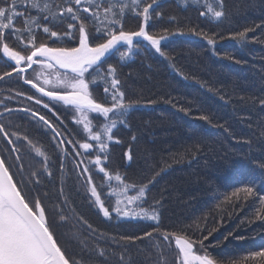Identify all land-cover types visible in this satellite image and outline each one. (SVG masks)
Instances as JSON below:
<instances>
[{
    "label": "trees",
    "instance_id": "16d2710c",
    "mask_svg": "<svg viewBox=\"0 0 264 264\" xmlns=\"http://www.w3.org/2000/svg\"><path fill=\"white\" fill-rule=\"evenodd\" d=\"M142 27L158 50L137 41L86 72L105 110L93 139L21 74L2 80L0 113L43 117L67 156L45 124L9 113L0 158L69 264H183L180 245L264 264V0H0V77L2 46L25 59ZM35 66L25 81L63 74Z\"/></svg>",
    "mask_w": 264,
    "mask_h": 264
},
{
    "label": "water",
    "instance_id": "95a60500",
    "mask_svg": "<svg viewBox=\"0 0 264 264\" xmlns=\"http://www.w3.org/2000/svg\"><path fill=\"white\" fill-rule=\"evenodd\" d=\"M137 41L148 43L155 50L159 49L162 39L150 37L142 27L135 34H118L104 42L100 46L91 47L88 44L87 36L83 31L80 33L78 47L65 50L53 49L46 46L38 47L33 51L27 60V66L22 67L24 60L21 56L7 48L1 47L2 56L8 60L14 70L7 75L0 77V82L7 77L21 74V80L25 85L31 87L40 97L49 102H57L69 108L78 107L81 109H96L103 111L97 103H88L76 94H59L48 92L32 81H25L26 73L36 64L38 60L46 61L60 73L69 75H81L87 70L94 68L104 62L117 49L125 46H132ZM97 104V105H96ZM9 113H23L37 119L41 124H45L50 132L56 136L63 149V159L65 157V147L61 137L55 129L43 117L26 109L12 108L0 113V117ZM0 133L5 137L2 127ZM9 146L11 143L7 140ZM0 235L6 241V247L0 246V264H4L2 258L6 256L9 264H69L55 243L51 233L46 228L45 222L33 212L26 201L23 200L19 190H17L14 180L0 158ZM6 236V237H5ZM7 238V239H6ZM8 240V244H7ZM11 253L12 258H10Z\"/></svg>",
    "mask_w": 264,
    "mask_h": 264
},
{
    "label": "rangeland",
    "instance_id": "374dc122",
    "mask_svg": "<svg viewBox=\"0 0 264 264\" xmlns=\"http://www.w3.org/2000/svg\"><path fill=\"white\" fill-rule=\"evenodd\" d=\"M37 64L38 65H36L35 68H38V69L40 68V69H44L47 71L52 70V69H48L47 65H45V63H43L42 61H39ZM86 72H84L81 75H76V76L61 74V76L55 77L51 74H48V76H51L49 79L50 80L49 83L45 84L46 82H44L42 84L40 83L39 85L35 82L34 83L48 92L52 91V92L59 93V94H62V93L73 94L74 93L78 95L82 100H85L86 102L90 104L92 103L94 104V101L91 99V96H90L89 85L87 84V80L85 79ZM51 73L54 74L52 71ZM71 110L74 115V119H73L74 123L76 122V125L80 128V130L83 133L87 134L92 139L93 137H97L100 135V134H97L96 136L94 133H92L91 118H93V116L96 115L98 112H101V110H97V107L96 109H89V110L74 107V108H71ZM64 151L65 153L67 152L66 150ZM62 156H63V152H62ZM87 181H88V178L86 180V183ZM90 193L96 199L95 201L97 202V207H100V202L98 201V198L96 197V192L93 187H91ZM180 248L182 249L181 254H182L183 264H210L206 258L201 257V256L198 257L190 248H186L183 245H180Z\"/></svg>",
    "mask_w": 264,
    "mask_h": 264
},
{
    "label": "bare ground",
    "instance_id": "6f19581e",
    "mask_svg": "<svg viewBox=\"0 0 264 264\" xmlns=\"http://www.w3.org/2000/svg\"><path fill=\"white\" fill-rule=\"evenodd\" d=\"M62 152H63V149H62ZM7 244H8V240H7ZM0 246H2V247H4V246L6 247L7 246L5 239H2L1 235H0ZM9 256H10V258H12L11 253H9ZM2 261H3L4 264H9L8 261L6 260V256L4 258H2Z\"/></svg>",
    "mask_w": 264,
    "mask_h": 264
},
{
    "label": "flooded vegetation",
    "instance_id": "af4514ba",
    "mask_svg": "<svg viewBox=\"0 0 264 264\" xmlns=\"http://www.w3.org/2000/svg\"><path fill=\"white\" fill-rule=\"evenodd\" d=\"M10 109H11V108H10ZM65 156H67V152H66Z\"/></svg>",
    "mask_w": 264,
    "mask_h": 264
}]
</instances>
